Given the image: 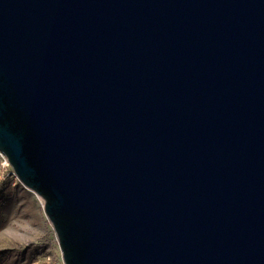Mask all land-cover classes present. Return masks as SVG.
Wrapping results in <instances>:
<instances>
[{
  "label": "water",
  "instance_id": "water-1",
  "mask_svg": "<svg viewBox=\"0 0 264 264\" xmlns=\"http://www.w3.org/2000/svg\"><path fill=\"white\" fill-rule=\"evenodd\" d=\"M0 151L65 264H264V0H0Z\"/></svg>",
  "mask_w": 264,
  "mask_h": 264
},
{
  "label": "rangeland",
  "instance_id": "rangeland-1",
  "mask_svg": "<svg viewBox=\"0 0 264 264\" xmlns=\"http://www.w3.org/2000/svg\"><path fill=\"white\" fill-rule=\"evenodd\" d=\"M0 151V264H65L45 200L26 187Z\"/></svg>",
  "mask_w": 264,
  "mask_h": 264
},
{
  "label": "bare ground",
  "instance_id": "bare-ground-1",
  "mask_svg": "<svg viewBox=\"0 0 264 264\" xmlns=\"http://www.w3.org/2000/svg\"><path fill=\"white\" fill-rule=\"evenodd\" d=\"M4 158H5V162L2 163V167L5 166V165H6V166H7V165L9 166V165H10V162H9L8 158H7V157H4Z\"/></svg>",
  "mask_w": 264,
  "mask_h": 264
}]
</instances>
